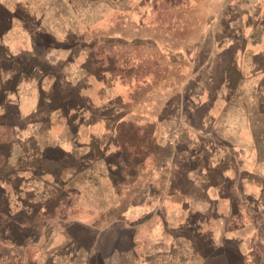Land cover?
Returning a JSON list of instances; mask_svg holds the SVG:
<instances>
[{
  "label": "rangeland",
  "instance_id": "rangeland-1",
  "mask_svg": "<svg viewBox=\"0 0 264 264\" xmlns=\"http://www.w3.org/2000/svg\"><path fill=\"white\" fill-rule=\"evenodd\" d=\"M216 4V0H0V166L12 161L10 155L17 147L16 139L2 125L1 104L9 100L24 115L31 109L26 104L37 100L38 92L41 102L65 98L54 109L58 115L71 116L73 129L115 131L118 145L114 152L111 141L105 147L104 187L91 180L89 186L75 182L20 195L5 185L0 172V264H44L50 245L56 247L58 259L66 257L78 264H114L113 259L128 264L127 253L132 264H147L141 256L144 238H136L135 247L129 249L128 236L139 226L144 230L143 222L150 216L130 218L131 210L160 199H165V205H181L189 200L195 182L204 187L216 179L220 190L214 195L219 200L216 208H224L228 200V208L235 209L220 173L206 171L209 180L201 182L197 178L205 171L196 170L191 177L188 163L179 159L188 154L193 166L200 163L198 156L201 162L208 159L209 148H229L225 139L202 127L200 120L208 114L217 117L208 126L226 138V120L238 116L237 112L226 115V108L218 104L211 108L212 104L228 99L236 78L264 70V54L254 55L252 66L232 64L230 53L223 49L234 38L218 26L209 27V8ZM223 13L224 9L219 14ZM47 33L72 43L52 45L45 39ZM68 47L74 56L63 60L71 52ZM237 49L245 51L246 43L237 44ZM62 66L73 72V85L68 80L64 83L58 74L45 84V69ZM28 86L37 95L30 90L26 97L23 88ZM42 104L39 108L45 110ZM7 115L14 121L15 109L8 107ZM101 152L84 149L79 163L100 164ZM118 159L120 169H116ZM96 169L89 171L90 178L103 174ZM146 186L152 194L149 199L144 196ZM235 198L241 210L256 211L253 198L239 194ZM252 221L257 227L263 217L253 213ZM164 227L171 237L192 245L190 261L195 264H222V259L243 257L229 245L209 249L211 242L201 228L189 233L182 224ZM247 245L255 259L251 264H264L263 244L252 240ZM113 246L121 255L109 251Z\"/></svg>",
  "mask_w": 264,
  "mask_h": 264
},
{
  "label": "crops",
  "instance_id": "crops-1",
  "mask_svg": "<svg viewBox=\"0 0 264 264\" xmlns=\"http://www.w3.org/2000/svg\"><path fill=\"white\" fill-rule=\"evenodd\" d=\"M216 1V6L209 8V18L212 19L209 27L218 26L223 33H227L228 36L234 38L233 42H225L223 49L230 53L229 57L234 66L240 62L245 66H252L250 59L254 55L264 54V0ZM223 9L226 13L219 14ZM215 13L217 14L216 20H214ZM44 36L52 45L59 44L65 47L67 43H72L71 39L57 38L51 33ZM239 43H246L245 51L241 52L237 49ZM68 48L71 52L63 60L72 59L74 56L72 48ZM22 51H25V48H22ZM64 64H66V61H64ZM45 71V76L49 80H46L45 84L52 82V76L58 74L64 83L68 80V85L70 87L73 85V72L67 70L64 66L57 69L46 68ZM75 72L78 75L82 73L78 70ZM54 78L56 79V77ZM57 81L58 79L53 84L57 85ZM232 86L229 89L227 88L229 90L228 99L215 100L211 107L213 108L215 104H218L223 109L226 108V115L231 114L230 116H232L233 111L237 112L238 116L226 120V138L219 135L220 132L217 133L216 129L208 126L211 123H216L217 117L214 118V116L208 114L200 120L202 127L213 130L220 139H225L229 148H215L216 150H210L209 148L208 159L201 162L198 156L197 161L200 163H193V166H190L191 157L188 154L184 159H179L188 163L189 176L191 177L196 176V170L205 171L203 175H199L197 178L201 182H205V180L208 182L209 180L206 171L220 173L218 176L225 180V187L229 188V190L227 189V195L233 198L235 209L231 206L228 208V200L224 201V208L221 206L219 210L216 208L215 205L219 200L214 195L216 192H220L217 188L218 181L216 179H213L211 183H207L208 185L204 187L200 185V182H195L189 191L191 193L189 200L181 205H165V199H160L145 204L143 207L136 206L131 210L130 218L145 215L150 216V219L143 222L144 230L139 226L134 234L128 236L129 249L135 247L132 242L136 243V238L143 237L146 246L141 256L147 264H195L190 261L193 256L192 245L184 239L173 238L168 235L164 231V225L172 227L175 224H182L189 233L201 228L206 232L211 242L209 249L216 251L222 248V245H229V249L232 248L236 253L240 252V256L243 255L242 258H236L232 261L229 258L222 259V264H251L255 259L249 254L247 244L252 240H256L264 246V70L256 76L254 74L248 76L244 74L241 78H236V83ZM23 89L26 91V97L30 90H32L33 95L34 93L37 95L32 86ZM39 95L38 92L37 100L35 99L32 103L28 102L26 104L31 109L24 115L9 100L3 101L1 104L5 120L2 125L6 131H10L11 139L15 138L17 145L16 151L14 150L15 152L10 155L12 161H6L0 166V172L6 180L5 185L17 190L20 195L28 190L34 192L39 187L47 188L50 191L58 186H74L75 182L80 186H89L91 180H96V183L94 182L95 186L104 187L106 181L104 160L105 155L108 153H105V147H110L111 141L113 152L116 147L118 148L117 142L114 140L117 132L98 131L90 133L86 130H75L71 125V116L58 115L57 109H54L58 105L62 106L65 98L43 100L41 102ZM237 96H241V98H237ZM41 103L46 107L45 110L39 108ZM8 107H12L16 111L14 121L9 120ZM223 109L219 112L222 113ZM88 148L102 151L99 153L101 154L100 164L91 161L90 164L83 166L79 163L80 152ZM52 153L54 154L51 155ZM56 154L60 158H57ZM99 154H97V159H99ZM222 158L225 159L224 164L221 161ZM97 159L94 161L96 162ZM119 163L120 160L118 159L116 169H120ZM196 165H199V169L194 170ZM96 167L97 171L100 168L103 172L100 175L101 178L98 175L90 178L89 171ZM107 181H109V176ZM246 188H255V194ZM144 192L146 198H151L152 194L149 186L145 187ZM237 194L253 198L257 206L256 211L241 210L242 204L235 198ZM51 196L52 194L49 197ZM32 198L33 203H35V199L38 200L37 196ZM108 200L106 198L102 202ZM163 206L165 207L164 211L157 212L153 210V208ZM253 213H258L263 217V221H259L257 227L254 226L252 221ZM160 220H163V222ZM251 236L253 237L251 238ZM64 244V250L67 253L68 248L66 243ZM112 248L109 251L121 255L120 249H117L116 246ZM46 250L48 253L43 256L44 264L47 262V264H78V262L71 261L70 258L62 257L58 259L54 254V251L57 250L56 247L53 248L50 245ZM127 254L129 255L128 264H132L133 259L130 258V253ZM113 261L114 264H125L119 259H113ZM199 261L204 262L202 259ZM208 261L211 263L210 259Z\"/></svg>",
  "mask_w": 264,
  "mask_h": 264
}]
</instances>
